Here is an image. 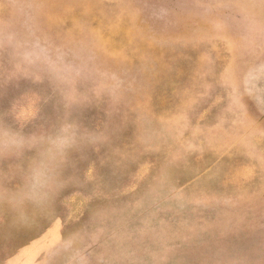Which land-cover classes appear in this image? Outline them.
Wrapping results in <instances>:
<instances>
[{
  "label": "rangeland",
  "instance_id": "rangeland-1",
  "mask_svg": "<svg viewBox=\"0 0 264 264\" xmlns=\"http://www.w3.org/2000/svg\"><path fill=\"white\" fill-rule=\"evenodd\" d=\"M65 112L92 139L0 264H264V0H0V118Z\"/></svg>",
  "mask_w": 264,
  "mask_h": 264
},
{
  "label": "clouds",
  "instance_id": "clouds-1",
  "mask_svg": "<svg viewBox=\"0 0 264 264\" xmlns=\"http://www.w3.org/2000/svg\"><path fill=\"white\" fill-rule=\"evenodd\" d=\"M91 139L69 112L50 128L31 131L0 118V163H7L0 168V207L15 223L30 226L64 187L71 151Z\"/></svg>",
  "mask_w": 264,
  "mask_h": 264
}]
</instances>
